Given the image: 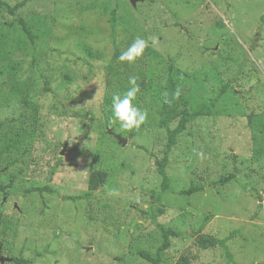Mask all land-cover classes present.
<instances>
[{
	"label": "rangeland",
	"instance_id": "374dc122",
	"mask_svg": "<svg viewBox=\"0 0 264 264\" xmlns=\"http://www.w3.org/2000/svg\"><path fill=\"white\" fill-rule=\"evenodd\" d=\"M4 9L0 22L12 28L0 27V56L13 44L8 56L24 71L16 79L29 83L14 97L0 77V181L11 184L0 197V264H153L138 252H155L159 225L180 234L157 264L182 253L190 264H264V0H28L15 14ZM18 17L43 36L35 65ZM128 34L147 41L134 103L148 116L123 130L109 124L107 64ZM170 63L187 74L191 105H215L176 136L163 190L156 160L168 138L158 123ZM93 170L106 181L89 191ZM190 183L201 189L179 194ZM44 185L57 195L32 190ZM197 232L229 236L233 263L220 246L198 248Z\"/></svg>",
	"mask_w": 264,
	"mask_h": 264
},
{
	"label": "trees",
	"instance_id": "16d2710c",
	"mask_svg": "<svg viewBox=\"0 0 264 264\" xmlns=\"http://www.w3.org/2000/svg\"><path fill=\"white\" fill-rule=\"evenodd\" d=\"M28 0H22L15 5H8L6 2L0 0V9L5 7V11L9 14H15V11L22 7ZM113 15V12H112ZM1 29H11L9 21L6 19L3 22H0ZM19 29V35L23 36L25 43H27L28 47L26 49L30 50L31 56V64L35 65V60L37 58V54L39 53L38 48L44 47V44L41 41V34L34 31L32 28L36 24L31 26L27 25L22 17H18L16 23ZM37 26V25H36ZM135 39L131 36V34L126 35L123 39L115 45L110 61L107 64V83L108 90L107 92L110 94V97L113 93H123L125 92L131 85L129 84V77L135 76L137 78V84L139 85L140 90H142V94H144L145 88V78H146V70L144 68V55L137 57L133 62L120 61L118 57L120 54L127 50V48L132 44ZM21 47L22 48V43ZM11 48H8V52L2 49V53L4 55L0 56V77L6 75L5 81L8 83V90L10 94L14 97H18L24 91L26 84L23 80L16 79V75H20L18 64L12 60L8 55L9 52H13L12 49L14 47L13 44H10ZM24 48V46H23ZM1 49V48H0ZM19 49V48H18ZM27 51V50H26ZM28 52V51H27ZM9 53V54H8ZM6 73V74H4ZM27 72H25L26 74ZM24 71L21 73V77H23ZM37 75V73H36ZM27 77V76H26ZM187 78V74L182 71L179 67L175 66L173 63L168 64V68L165 72V92L162 99V106L159 112V127L163 128L167 135V142L164 155L161 159L156 160L158 173L161 175V188L163 190L168 189L169 178L165 171V167L167 165V154L169 153L171 146L176 142V136L181 133L185 128L188 121L193 120L199 116L210 115L212 109L214 107V100L210 102H206L204 100L200 101L197 105H191L189 98L185 94V90L183 89V82ZM40 80L42 85V89L45 91H52L51 86L48 85L47 79L38 73V77L36 78ZM34 82V81H33ZM225 89V87H224ZM224 89L221 91L223 92ZM179 93L177 96L176 93ZM218 98V96H216ZM5 99V98H3ZM140 100V98H138ZM136 101H138L136 99ZM216 101V99H215ZM177 120V124L174 127H170L173 121ZM256 122H261L257 120ZM0 124V128H1ZM232 174H228L226 180L231 177ZM106 181V172L104 170H93L90 172L87 179V190L93 191L98 186L104 185ZM11 187L10 183H2L0 181V197L6 195ZM201 188L199 186L190 183L188 187L181 189L179 194L181 195H189L192 192L199 191ZM32 190L38 191L40 194L43 192H47L53 195H57V192L50 188L47 185L42 187L32 188ZM30 191V189L28 190ZM88 196L87 192L82 195L75 196V198L80 199L81 197L86 198ZM72 200L74 197H67ZM162 241L156 247V250L153 254H150L148 251H139L138 254L142 258L147 261H150L153 264L159 263L161 256L164 251L170 245V238L178 236L180 234L179 231L172 229L171 227L164 228L160 226ZM231 236V235H230ZM229 236L226 238H218L214 235L207 234L204 232H197L194 238V244L200 249H209L215 246H220L225 250L226 257L228 261L233 263L232 255L226 245ZM14 262L16 264H24L26 263L25 259L22 257H14ZM174 264H190V256L188 253H182Z\"/></svg>",
	"mask_w": 264,
	"mask_h": 264
},
{
	"label": "clouds",
	"instance_id": "9594fccd",
	"mask_svg": "<svg viewBox=\"0 0 264 264\" xmlns=\"http://www.w3.org/2000/svg\"><path fill=\"white\" fill-rule=\"evenodd\" d=\"M147 47V41L137 37L132 44L123 51L118 59L120 61L133 62L137 57L141 56ZM129 87L125 92L113 93L111 96V117L109 124L118 123L123 130L138 129L146 121L148 113L138 107L134 101L137 93L140 91L135 76L129 77ZM178 96L179 93L177 92Z\"/></svg>",
	"mask_w": 264,
	"mask_h": 264
},
{
	"label": "water",
	"instance_id": "95a60500",
	"mask_svg": "<svg viewBox=\"0 0 264 264\" xmlns=\"http://www.w3.org/2000/svg\"><path fill=\"white\" fill-rule=\"evenodd\" d=\"M131 3L134 5L135 4V0H130ZM108 133L111 134L112 136L116 137L118 139V141H120L122 144L125 143V139L124 138H121L119 135L115 134L114 132H112L110 129H108ZM64 150V148H63ZM62 153V152H61ZM3 261V258L0 257V262Z\"/></svg>",
	"mask_w": 264,
	"mask_h": 264
}]
</instances>
